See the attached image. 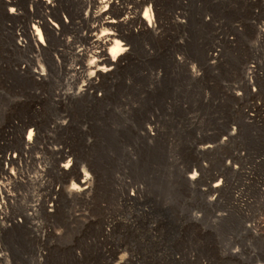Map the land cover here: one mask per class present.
Instances as JSON below:
<instances>
[{
    "label": "rangeland",
    "instance_id": "374dc122",
    "mask_svg": "<svg viewBox=\"0 0 264 264\" xmlns=\"http://www.w3.org/2000/svg\"><path fill=\"white\" fill-rule=\"evenodd\" d=\"M8 1L0 0V177L15 201L2 207L0 258L10 264H248L223 258L227 249L248 247L244 257L252 254L263 262L264 243L250 239L247 225L254 218L264 225V215L257 212L264 205V186L259 189L264 185V39L258 33L264 0H184L176 10L183 24L170 27L169 39L134 40L133 59L120 82L114 86L113 79L99 90L107 97L105 107L94 101L72 111L52 99L83 85L72 81L73 73L65 68L80 67L72 52L88 47L82 20L86 1L58 0L51 14L52 20L59 12L70 22L48 51L59 52L62 68L54 72L45 62L47 52H41L43 57L29 48L12 51L16 30L27 40L31 20L42 19L40 5L14 0L18 15L13 17ZM167 1L172 7L180 0ZM40 65L45 81L31 77ZM35 110H52L57 122L64 123L65 130L52 132L48 144L81 158L80 168L87 172L93 166L89 161L103 168L104 187L97 183L91 203L72 206L80 209L77 214L106 206L125 185L141 186L137 202L129 206L135 228H120L114 235V255H104L102 244L89 239L92 230L71 217L70 207L56 219L37 212L33 222L46 231L43 239L28 228L31 207L48 204L60 210L55 193L62 185L48 172L44 149H33L28 159L18 157L14 136L22 119ZM148 122L159 129L156 139L141 133ZM209 142L217 146L201 156L198 147ZM7 156H17L12 170L16 182L3 174ZM226 163L241 170L227 171ZM200 164L205 181L224 174L231 182H246V193L255 201L250 218L234 213L212 222L219 209L208 203L204 186L186 179L187 170Z\"/></svg>",
    "mask_w": 264,
    "mask_h": 264
},
{
    "label": "bare ground",
    "instance_id": "6f19581e",
    "mask_svg": "<svg viewBox=\"0 0 264 264\" xmlns=\"http://www.w3.org/2000/svg\"><path fill=\"white\" fill-rule=\"evenodd\" d=\"M57 1L58 0H51L50 3L49 0H33L34 4L40 5V8L44 12L43 17L40 20H31L30 25L27 26V40L21 39L18 34L19 30H16L15 36H17L14 43L16 45L13 44L14 48L12 49V51H15L16 49L27 50L26 48H29L31 51L33 50L38 54L47 52L48 54L45 62H47L48 70L51 72L59 70L60 67L62 68V65L59 62V52L57 55L48 51L53 48L54 41L60 36L61 29L70 23L67 18L60 16L61 14L59 12L56 20L51 19V14L56 9ZM85 1L87 9L83 14L82 20L86 21L87 25L86 38L88 40V47L72 52V56L75 57V60L81 63L80 67L77 68L74 65L69 67L64 66L66 67V73H73L72 81L82 80L83 85L78 87L74 92L65 94L59 93L60 95H56V99H52V103L55 105H67L71 108V111L73 107L79 109L88 108L94 101H99L102 107L106 106L107 97L100 94L99 90L101 88H107V85L113 79L115 86L124 75L133 59L135 51L134 40L137 37L146 36L167 40V38H170V35H173L170 31V27L175 25L181 26L183 24V22L179 20V13H176V10L179 9L178 5L181 6L184 0L178 1L177 6L172 7L168 4V1L165 2V0ZM14 3V0H9L7 4L9 13L13 17L18 15V8H15L16 5H14ZM169 7L170 10L174 9L169 11ZM13 8L15 12L10 11V9ZM258 33L261 38L264 39V24L258 27ZM117 41H119V45H117ZM113 48L118 49V54L115 57H113L111 51ZM119 49H123L124 51L121 52ZM45 55L43 57H45ZM93 61H95V63H93ZM177 63H180V61L177 60ZM19 71L21 74L25 73V70L22 68ZM93 73H95V75H93ZM191 74L192 76L198 77L197 70H191ZM31 77L36 81H45L48 76L45 68L40 65L37 70L31 71ZM250 84H252V82H250ZM52 113V110L51 112L49 111V113L40 110L33 111L30 116L22 119V124H20L18 132L14 136L15 143L20 148L18 157L28 159L33 149H44V153L49 155L48 172L53 174L54 177L62 183L55 193V199H57L60 206L58 212L55 210V206L48 204H46V208L43 206L37 210L31 207L26 211L27 218L30 221V223H28V228L42 239L45 237L46 231H42L43 227L33 222L39 210L49 214V219H56L63 213L65 208L70 207V209H72L79 204L87 205L92 201L97 183L101 185V187H104L105 179H107L105 178L106 176L103 172V168L97 165L94 166L92 161H89L93 165H90L92 166L91 172H87L80 168V164L82 163L81 158L75 160L71 157L69 151H66L61 146L58 145V147L57 145L48 144L49 141H52V132L55 133L56 131L65 130V128H63L64 123L57 122L55 115ZM30 133L31 138H29ZM141 133L151 139H156L159 136V129L153 123H143ZM65 138H69V135L66 134ZM224 140L225 139L222 141ZM215 146H217V144L213 145V143L210 142L201 144L198 147L199 154L205 156V154L212 151ZM81 152V149L78 150L79 155ZM16 157L17 156L5 157V167L3 169V174L8 175V179L11 178L14 182H16V178H12V170L13 166L17 163ZM36 159L38 158L36 157L35 160ZM233 165L232 163H226L224 168L227 171L241 170V167ZM203 172V164L198 165V167L189 168L186 172V179L192 185L198 187L204 186L203 193L208 203L221 210L214 211L213 223L223 221L234 213H239L249 218L252 216L251 210L255 201L246 193V182L242 181L239 184L231 182L224 174L214 175L212 178L205 181L203 180ZM3 179L4 178L0 177V220H2V215L4 214L2 207L6 204H12L15 201V197L11 194ZM247 179L248 177L245 178V181ZM68 182L71 183L68 185ZM262 186L264 185H260L259 189H262ZM141 191V186L125 185L118 193L116 192L115 195H117V197L114 196L113 192V195L107 199L108 203H106V206L102 205L97 210L81 209L83 211H81L80 214H77L80 210L79 208L72 209L73 211L70 215L73 219L81 220L83 226L88 230H92L89 239H96L99 244H102L101 252L104 255H114V253H116L114 249V235L120 231V228L124 229L123 232L135 228V220L130 214L129 206L133 202H137ZM257 212H261L262 215H264V205L260 206ZM194 219L196 221L201 220L197 215L194 216ZM1 224L3 225V222H1ZM263 226L260 218L250 219L247 225V231L251 240L259 241L261 239L264 243ZM246 249L242 252L240 250L234 251L227 249L223 253V258H237L245 262L250 261L248 264H264L263 260V262H261L259 258H254L256 256L252 257V254L249 257H244L245 252L248 251ZM0 261L1 264H10L5 258H0ZM203 264H205V262H203Z\"/></svg>",
    "mask_w": 264,
    "mask_h": 264
},
{
    "label": "snow or ice",
    "instance_id": "6c2138e0",
    "mask_svg": "<svg viewBox=\"0 0 264 264\" xmlns=\"http://www.w3.org/2000/svg\"><path fill=\"white\" fill-rule=\"evenodd\" d=\"M49 2L51 3V0H49ZM11 12H15V9H10ZM117 45H119V41H117ZM112 54L113 57H115L118 54V49L117 48H113L112 50ZM119 51H124L123 49H119ZM93 63H95V61H93ZM93 75H95V73H93ZM29 138H31V133L29 134ZM225 139H227V137H225Z\"/></svg>",
    "mask_w": 264,
    "mask_h": 264
}]
</instances>
